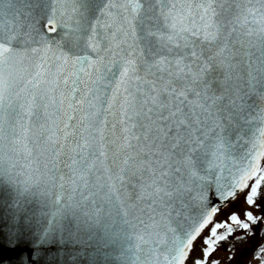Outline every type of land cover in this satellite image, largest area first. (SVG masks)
Instances as JSON below:
<instances>
[{"label": "snow or ice", "instance_id": "snow-or-ice-1", "mask_svg": "<svg viewBox=\"0 0 264 264\" xmlns=\"http://www.w3.org/2000/svg\"><path fill=\"white\" fill-rule=\"evenodd\" d=\"M262 160L264 0H0V233L32 262L231 261L264 212L213 220L260 210Z\"/></svg>", "mask_w": 264, "mask_h": 264}, {"label": "rangeland", "instance_id": "rangeland-1", "mask_svg": "<svg viewBox=\"0 0 264 264\" xmlns=\"http://www.w3.org/2000/svg\"><path fill=\"white\" fill-rule=\"evenodd\" d=\"M245 190L238 196L237 199H239V197L245 192ZM237 199H235L231 204H233ZM258 203L261 204V208L259 211L255 210L254 208L249 209V207L247 205H244L241 202L238 206L241 213H240V211H238V212L240 214H244V212L246 210H252L254 212V214L260 215L262 212H264V197H262L260 199V201H258ZM231 204L228 205V207L221 210L214 217L213 223L224 220L223 217L221 216V214L223 212H225V211H228L229 213L234 212V209L231 208V210H230ZM261 226H262V224H261ZM260 227H257L255 229L256 234L254 236L249 237L247 239V241L242 243V245H240V246L234 245L233 253H232V254H234V258L231 261L228 260V256L230 255V253L228 251H226V249L229 247V245L227 243L225 244L226 246L222 245L218 248V250L214 253L212 259H219L221 261V264H259L258 261L253 260V253L261 244H264L263 240L260 238V233H259ZM208 231H209V229H205L203 236H207ZM202 239H203V237L201 239L197 240V242L195 244V250L191 254V258L189 259L188 264H192L193 259L201 256V249L203 248ZM231 241H234V239H232ZM243 249H246L248 252H245L244 255L242 257H240L241 251Z\"/></svg>", "mask_w": 264, "mask_h": 264}, {"label": "water", "instance_id": "water-1", "mask_svg": "<svg viewBox=\"0 0 264 264\" xmlns=\"http://www.w3.org/2000/svg\"><path fill=\"white\" fill-rule=\"evenodd\" d=\"M241 193L242 192L238 193V196ZM2 198L7 199V197H2ZM232 202L233 201H229L228 205H230ZM223 209L224 208H222V210ZM0 214L5 215L6 217V210L0 209ZM55 251H56L55 248L46 247L44 249V255H42L38 261L32 262L33 246L30 238H28L27 236L21 237L18 246L12 248L8 245L6 229L3 233H0V264H21L22 257H26L29 262H32V264H60L59 260L51 259L48 257L49 252L54 253ZM245 252L248 251L246 249H243L241 251L240 257H242ZM64 264H72V261L65 258ZM83 264H87V262L84 261Z\"/></svg>", "mask_w": 264, "mask_h": 264}, {"label": "trees", "instance_id": "trees-1", "mask_svg": "<svg viewBox=\"0 0 264 264\" xmlns=\"http://www.w3.org/2000/svg\"><path fill=\"white\" fill-rule=\"evenodd\" d=\"M262 167H264V161H263V164H262ZM254 181H251L249 184L251 185V183H253ZM248 191H249V189H246V191L239 197V199H237L233 204H231V206H230V210H231V208L232 209H234V212L235 213H237L241 218H243V214H240L241 213V211H240V209L238 208V206H239V204L242 202V204H244V205H246V203H245V196L248 194ZM260 193H261V198L262 197H264V185H262V187H261V189H260ZM260 198V199H261ZM260 199L258 200V201H260ZM238 211H240V213L238 212ZM229 212L228 211H225V212H223L222 214H221V216L223 217V219L224 220H226L227 219V217L229 216ZM261 227H264V223H262V226ZM259 233H260V229H259ZM242 233L240 232V231H237L236 232V235L237 236H239V235H241ZM260 238L263 240V242H264V237H261V234H260ZM247 241V240H246ZM243 242H245V241H240V242H237V241H231V243L232 244H234V245H236V246H240V245H242V243ZM228 244L229 245V243L228 242H225L224 244H222L223 246L225 245V244ZM221 245V246H222ZM226 246V245H225ZM224 248V247H223ZM256 251V250H255ZM254 251V252H255Z\"/></svg>", "mask_w": 264, "mask_h": 264}]
</instances>
